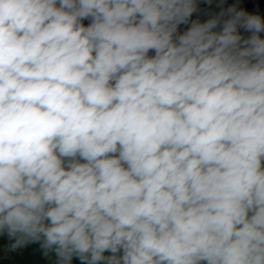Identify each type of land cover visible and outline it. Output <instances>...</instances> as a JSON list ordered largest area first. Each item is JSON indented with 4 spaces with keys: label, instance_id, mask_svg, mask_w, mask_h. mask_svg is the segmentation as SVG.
<instances>
[{
    "label": "clouds",
    "instance_id": "obj_1",
    "mask_svg": "<svg viewBox=\"0 0 264 264\" xmlns=\"http://www.w3.org/2000/svg\"><path fill=\"white\" fill-rule=\"evenodd\" d=\"M223 2L0 0L11 248L264 264V16Z\"/></svg>",
    "mask_w": 264,
    "mask_h": 264
},
{
    "label": "trees",
    "instance_id": "obj_2",
    "mask_svg": "<svg viewBox=\"0 0 264 264\" xmlns=\"http://www.w3.org/2000/svg\"><path fill=\"white\" fill-rule=\"evenodd\" d=\"M230 5H235L238 9H244L250 13H258L261 16H264V0H224L223 7L227 8ZM217 9L220 11V0H198V11L193 14L192 19H200L203 20L204 15L210 10ZM87 24V21H85ZM186 25L180 26V31H184L186 29ZM243 32V29L240 30ZM247 35V33H245ZM8 254L5 253V258H7ZM48 261L54 264L55 257L54 256H45ZM76 264H80L79 260H74Z\"/></svg>",
    "mask_w": 264,
    "mask_h": 264
},
{
    "label": "crops",
    "instance_id": "obj_3",
    "mask_svg": "<svg viewBox=\"0 0 264 264\" xmlns=\"http://www.w3.org/2000/svg\"><path fill=\"white\" fill-rule=\"evenodd\" d=\"M4 245L0 240V264H33V262L43 261L44 264H52L42 255V250L38 245H30L27 247L13 249L10 256L4 257ZM74 264H76L74 262Z\"/></svg>",
    "mask_w": 264,
    "mask_h": 264
},
{
    "label": "built area",
    "instance_id": "obj_4",
    "mask_svg": "<svg viewBox=\"0 0 264 264\" xmlns=\"http://www.w3.org/2000/svg\"><path fill=\"white\" fill-rule=\"evenodd\" d=\"M0 240L3 242L4 252L10 255L13 250V248L10 247L12 240H10L6 235H0Z\"/></svg>",
    "mask_w": 264,
    "mask_h": 264
},
{
    "label": "rangeland",
    "instance_id": "obj_5",
    "mask_svg": "<svg viewBox=\"0 0 264 264\" xmlns=\"http://www.w3.org/2000/svg\"><path fill=\"white\" fill-rule=\"evenodd\" d=\"M218 12H219V10H217V9L210 10L209 12H207V13L204 15L202 21L208 19L210 16H213V15L217 14ZM73 264H74V262H73Z\"/></svg>",
    "mask_w": 264,
    "mask_h": 264
}]
</instances>
